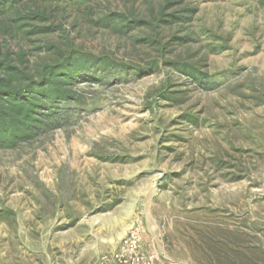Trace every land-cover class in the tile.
Returning a JSON list of instances; mask_svg holds the SVG:
<instances>
[{
  "label": "rangeland",
  "instance_id": "rangeland-1",
  "mask_svg": "<svg viewBox=\"0 0 264 264\" xmlns=\"http://www.w3.org/2000/svg\"><path fill=\"white\" fill-rule=\"evenodd\" d=\"M176 1L170 11L194 8L191 21L151 47V28L96 22L165 0H39L61 31L0 33L31 62L54 43L118 65L74 85L82 101L60 127L0 149V264H102L132 229L155 264H264V0Z\"/></svg>",
  "mask_w": 264,
  "mask_h": 264
},
{
  "label": "trees",
  "instance_id": "trees-1",
  "mask_svg": "<svg viewBox=\"0 0 264 264\" xmlns=\"http://www.w3.org/2000/svg\"><path fill=\"white\" fill-rule=\"evenodd\" d=\"M0 0V33L11 38L22 36H48L63 29V23L53 20V10L44 7L39 0ZM32 2V3H30ZM178 4L176 0H165L156 8L150 4L144 13L107 14L99 18L96 25L110 28L114 32L127 35L134 31L152 29L157 32L142 39L145 46L161 43L160 29L178 22L191 21L194 8L185 7L180 13L170 11ZM178 40L186 45L191 39ZM165 47V46H164ZM164 52L165 49L163 48ZM46 58L35 62L28 59L24 51L4 50L0 46V149L14 150L20 145L30 144L36 138L66 121L68 107L81 102L74 85L86 78L93 77L98 71L110 72L118 65L109 57L76 50L68 44L66 49L54 43L43 49ZM173 67L200 82L204 74L195 65L175 61ZM154 64L147 67L152 70ZM75 221V220H74ZM73 221V222H74ZM216 264H257L250 256H219Z\"/></svg>",
  "mask_w": 264,
  "mask_h": 264
},
{
  "label": "built area",
  "instance_id": "built-area-1",
  "mask_svg": "<svg viewBox=\"0 0 264 264\" xmlns=\"http://www.w3.org/2000/svg\"><path fill=\"white\" fill-rule=\"evenodd\" d=\"M140 247V230L132 229L120 249L103 258L102 264H155L156 258L143 255Z\"/></svg>",
  "mask_w": 264,
  "mask_h": 264
}]
</instances>
